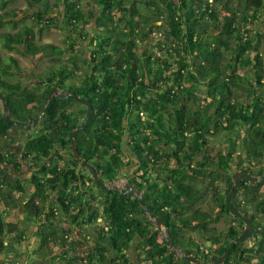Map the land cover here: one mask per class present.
<instances>
[{"label":"trees","instance_id":"1","mask_svg":"<svg viewBox=\"0 0 264 264\" xmlns=\"http://www.w3.org/2000/svg\"><path fill=\"white\" fill-rule=\"evenodd\" d=\"M26 1L38 8L35 14L8 9L12 1L0 0V95L12 121L28 126L41 119L24 150L12 148L18 142L13 131L28 130L7 123L0 99V202L26 192L18 155L32 162L35 190L23 214L26 222L40 225L35 261L190 264L187 258L179 261L171 247L204 252L193 240L196 232L211 238L223 234L226 245L239 237L242 228L222 231L212 225L216 219L209 212L195 205L205 181H215L216 157L225 171L232 161L242 165L264 158V30L248 36L252 26L264 27V0H91L89 12L83 0ZM98 10L102 14L94 23ZM114 10L125 28L110 25ZM211 22L216 33L205 30ZM53 27L67 31L69 51H74L75 36L91 39L87 68L80 69L73 55L69 64L59 62L37 75L33 86L13 80L21 75L18 59L3 58L1 50L58 57L64 53L61 47L42 43L44 32ZM152 35L156 54L140 46ZM186 75L208 89L203 105L185 83ZM54 88L63 93L52 97L43 114ZM71 94L92 103L86 127L75 140L103 182L119 178L129 166L124 157L136 161L142 174L129 179L125 190L102 188L75 159L70 135L82 125L87 107ZM72 103L85 108L81 122L70 112ZM216 134L219 144L213 147L209 138ZM250 173L264 176V166ZM245 183L246 204L239 188L232 203L250 218L255 233L251 247L237 245L223 264H264V194H259L264 183ZM213 197L219 201L220 193ZM224 205L230 215L225 200ZM149 216L162 221L166 238ZM20 233V222L0 211V256L19 255ZM138 238L144 249H138L133 262L128 249Z\"/></svg>","mask_w":264,"mask_h":264},{"label":"rangeland","instance_id":"2","mask_svg":"<svg viewBox=\"0 0 264 264\" xmlns=\"http://www.w3.org/2000/svg\"><path fill=\"white\" fill-rule=\"evenodd\" d=\"M12 1L14 3L10 7L11 9L19 8V9L29 10L31 14H35L38 11L37 7L31 8L28 5L26 0H12ZM90 6H91V0H83L82 7L85 12L90 11L91 9ZM101 14H102L101 10H98L97 17L94 20V23H97V19L99 18ZM110 17L112 18L110 25H112L114 29L117 30V29L125 28V23L124 21L120 19L121 15L119 12H117L116 10L112 11ZM158 25H162V23ZM85 29H86L85 30L86 32L90 31L91 34L93 35L94 30L93 29L91 30V26H87ZM250 29L252 31L248 32V36L254 38L256 36L254 31L256 30V32H259V31L262 32V30H264V27L257 24V26H252ZM205 30L207 32H210V34L216 33L212 25V22L211 24L209 23L205 27ZM153 37L154 35H152L149 38L148 42L146 43H140V46L156 54L158 53L157 52L158 44L157 43L155 44L153 42ZM75 39L76 40L73 43L75 45L74 51H69L68 45L71 43V40L68 37L67 31L62 28L53 27L52 29L44 32L42 43H53L61 47L64 50V53L62 55L58 57H51V58H48V57L31 58V57H25L21 53H16V52L10 53V54H13V56H15L18 59L19 66L21 69V75H19L13 80L20 81L24 84H28L29 86H33L37 82V75H39L40 73H42L49 67H56L59 62L69 64L68 58L73 55H75L78 58L77 61H78V65L80 69L82 68V70H85L87 68V65L84 63V61L90 60L89 56L87 55L90 54V51L92 49L91 39L83 40L82 38H79V36H75ZM263 39H264V35H263ZM1 53H2L3 58L8 57L9 55L8 52L5 51L4 49L1 50ZM193 62H194V58L191 59V63ZM169 64L170 63L166 62L165 66L167 67V65ZM175 65L176 63H174V66L172 67L173 69L176 67ZM248 70H253V65L248 67ZM239 73L243 74L244 71L242 70ZM185 83L188 84L192 88L191 89L192 92L194 93L196 97H198V99L200 100V104L203 105V103H205L208 97V94H207L208 89L203 85L196 84L194 81L191 80L189 75L185 76ZM61 93L63 92L58 91V94H61ZM2 109H3V104L2 102H0V110L2 111ZM70 112L74 114V119L77 122H81L85 114V108L77 103H72ZM35 134H36L35 130H28L26 133L23 131H13V135L18 142H16L17 144L13 145L12 148H19V149L22 148L24 150V144H25V141L27 140L28 135L35 136ZM209 139L211 140V143H212L211 145L213 147H217V144H219V141H218L219 134H216L215 136H211ZM11 152L14 153V155H16L14 151H11ZM242 154L244 155V152H242ZM124 159H125V163L129 162V166H126L125 170L123 171V173H121L119 178L115 182H112L117 185L118 190L120 191H123L127 188L131 178L138 179L142 174L141 172L137 171V163L135 160H132L129 157L128 158L124 157ZM246 159L247 158L245 157L244 160ZM17 161H19L22 164L21 170L18 172V175L20 179L27 185L26 192L24 194L16 193L12 200L0 202V211L3 213L4 217L6 218L13 217L20 222V231L22 233L19 234V237H20L19 239L21 241H19L20 244L19 246H17L19 247V255L14 256V257L13 256H0V264H8L10 261H16L18 262V264H38V262L35 261V258H36L35 253H37L38 246H39L38 239H39V231H40L39 226L40 225H39V222L37 223L35 221H34L35 224H33L32 222L31 223L26 222L24 220V214H23L24 213V209H23L24 203L28 201V199L31 197V195L34 193V190H35L34 188L31 187V184H30L32 182V176L34 174V170L31 167L32 162H26V161L21 160L20 155H18ZM261 161L262 160H255L256 165L259 166L262 163ZM215 178H219V176ZM218 184L221 185V182L219 180H218ZM206 194L207 195L204 200L205 204L203 205V208L207 207L208 205L209 206L211 205L214 209L219 210V208L216 207V204L212 205L213 201H211L212 200L211 193L206 192ZM245 200H246V197L242 199V202L244 201L243 204H246ZM62 220H64L63 217H62ZM212 225L227 231L229 227L233 224H232V221H228V219L222 220L221 218L219 223L215 221L214 223H212ZM45 229L46 227L43 226V230ZM192 237H193V240H196L200 244L199 246L202 247L203 251L208 250L210 252L211 250V253L215 254L217 250L220 249V247H218L219 242L216 239H214L212 244H209L206 242V238L202 237L197 232L194 233ZM139 248L141 250L144 249L141 243V240L139 239H136L135 241H133L131 245L129 246L128 255L131 261L136 262ZM176 254L179 257L183 256V254L179 250H176Z\"/></svg>","mask_w":264,"mask_h":264},{"label":"flooded vegetation","instance_id":"3","mask_svg":"<svg viewBox=\"0 0 264 264\" xmlns=\"http://www.w3.org/2000/svg\"><path fill=\"white\" fill-rule=\"evenodd\" d=\"M10 1H12V0H10ZM13 1H12V3H11V5H13ZM11 5L8 7V9H11L10 7H11ZM6 51V50H5ZM10 53H14V52H8V57L9 56H13V54H10ZM25 57H31V56H25ZM7 58V57H6ZM31 58H33V57H31ZM40 118V117H39ZM41 119V118H40ZM39 119V120H40ZM37 120V119H36ZM36 120H35V122L33 123V124H31V126H32V128L31 129H34L35 128V126L38 124V122L39 121H37L36 122ZM24 129V128H23ZM31 129H25V130H31ZM223 149H224V147H221L220 148V150L219 149H217V151L215 152V153H213V155L215 156V154H217L216 156H219L218 155V151H223ZM262 161V163L259 165V166H257L256 165V162L254 161H252L251 163H249V164H247V163H244V164H242V165H239V163H238V161H232V162H230V164H229V169L228 170H223L222 169V167L220 166V158L219 157H216V159H215V164H216V166H215V174H217L215 177H217V176H219V178H215V181H213V182H211L210 180H206L205 181V183H204V186H203V189H202V193H201V201L200 202H198L197 203V205H195V209H200V210H203V211H206V212H209L211 215H212V217H213V219L215 220L216 219V221H217V223H219L220 222V220H221V218H222V220L223 219H228V221H232V224L233 225H231V226H233V227H237L238 229H241L242 228V231L241 232H243L244 231V229H245V227H246V224L244 223V221H242L240 218V221H242L244 224L242 225L239 221H237L236 219H235V217H237L235 214H233L230 210V215L228 214V213H226V212H224V200L226 201V205H227V197L231 194V191L232 190H230L229 192H228V194H227V191H228V188H229V185H230V183H234V186L236 185L235 184V181L237 180V179H239L240 180V183H241V185L240 186H235L234 187V189H233V191H232V196H231V202H232V197H233V195H234V193H235V190L237 189V188H239V190H241V191H239L240 192V194L242 195L239 199H244V194H245V190L244 189H242L243 188V186H244V184H246L245 182L247 181V182H249V183H252L253 184V186L254 187H256L257 185L256 184H258V183H260L261 181H259V182H256V183H253V182H250V181H248L247 179H245V178H243V175L244 174H248V175H251L252 177H256V178H260V179H262V178H264V176H259V175H253L252 173H250V170H261V169H263V166H264V158H262L261 159ZM218 180L221 182V185L220 184H218ZM227 180H229V182H226ZM261 183H264V182H261ZM255 184V185H254ZM223 186V187H222ZM222 187V188H221ZM253 187V188H254ZM252 188V189H253ZM206 192H210L211 193V196H212V200L211 201H213L212 202V205L213 204H216V207L217 208H219V210H216V209H214L211 205L209 206H207V207H205V208H203V205L205 204L204 203V200H205V197H206ZM215 192H219L220 193V199H219V201H216L215 199H214V197H213V195L215 194ZM259 194H261V195H263L264 194V186H262V187H260L259 188ZM27 203V201L24 203V205ZM243 203H244V201H243ZM233 204V203H232ZM234 205V204H233ZM235 206V205H234ZM236 207V206H235ZM228 208V207H227ZM237 208V207H236ZM238 209V208H237ZM239 210V209H238ZM240 211V210H239ZM250 213H252V211L250 212ZM243 214V213H242ZM245 217H248V216H246L245 214H243ZM254 215H258V217L260 218V214L258 213V214H256V212H254ZM226 217V218H225ZM238 218V217H237ZM249 218V217H248ZM149 219L151 220V221H153V223H154V225H155V227L156 228H158L159 230H160V232H161V237L162 238H166L167 237V234H166V229H165V227L162 225L160 228L159 227H157V225H156V220H154L152 217H150L149 216ZM250 219V218H249ZM213 220V221H214ZM218 228V227H217ZM220 229V228H219ZM220 230H222V231H224V229H220ZM254 233H255V231H254ZM254 233H253V235L251 236V238L249 239V240H247V241H245V242H242V243H240V244H243V246L244 247H251V241H252V239H253V236H254ZM242 234V233H241ZM206 238V242L207 243H209V244H212V242L214 241V239H216V240H218V242H219V245H218V247H220V249L221 248H223V247H226V249H227V247L229 246V245H226V242H227V240H226V238H225V235H223V234H220V236H217V237H215V238H211V237H208V236H206L205 237ZM139 240H141L140 238H138ZM143 241L141 240V243H142ZM198 245H200L197 241H195ZM250 243V244H249ZM143 244V243H142ZM237 245H239V244H237ZM236 245V246H237ZM235 246V247H236ZM171 249L174 251V253H176V250H179V249H176V248H174V247H171ZM200 249L202 250V247H200ZM182 254H183V256L182 257H179V256H177V254H176V257L179 259V261L181 260L182 262H183V260L185 259V258H187L189 261H190V264H194L193 262H192V259L194 258V257H197L198 258V260L202 263V264H210V262H211V259L212 258H214V257H220V256H218L217 254H216V256L213 254V253H211V250H210V252L208 251V250H205L204 252H202V253H200L198 250H196V249H189L188 250V253H186V252H184L183 250L181 251V250H179ZM226 251V250H225ZM232 252V251H231ZM218 253V252H217ZM225 253V252H224ZM223 253V254H224ZM211 255H214L213 257H211ZM205 256H207V257H210L209 258V260H207V258L205 257ZM222 256V255H221ZM230 256V255H229ZM36 258H37V256H36ZM35 258V259H36ZM229 258V257H228ZM228 260V259H227ZM226 260V261H227Z\"/></svg>","mask_w":264,"mask_h":264},{"label":"water","instance_id":"4","mask_svg":"<svg viewBox=\"0 0 264 264\" xmlns=\"http://www.w3.org/2000/svg\"><path fill=\"white\" fill-rule=\"evenodd\" d=\"M54 95H58V89L54 88L50 94L48 95L46 101H45V105H44V111H43V114L46 112L47 110V106L49 104V101L52 99V97ZM72 98H74L76 101L80 102L81 104L85 105L87 107V111H86V117H85V120L83 121L82 125H80L78 128H76L75 130H73V132L71 133L70 135V140H71V145H72V151H73V155L75 157V159L80 163V167L81 168H84V169H87L93 176L94 180L96 181V183L101 186L102 188L104 189H115V190H118V187L115 183H105L103 182V180L98 176V173L96 171V169L91 165L89 164L87 161H85L79 151H78V146H77V143H76V140H75V137L77 135L78 132L82 131L85 127H86V124H87V121L89 120L90 116H91V113H92V109H93V106H92V103L83 98V97H79V96H76V95H70ZM0 99L4 102V107H5V118L7 120V123L8 124H14L15 126L17 127H21V128H24V129H31L32 126L31 125H25V124H21V123H18V122H15V121H12L9 117V110H8V104L5 102V98L0 95ZM41 118V117H40ZM39 118V119H40ZM39 119L36 120L39 121ZM243 178L247 179L248 181L250 182H253V183H256V182H264V178L260 179V178H256V177H252L251 175H248V174H244L243 175ZM235 186H240L241 183H240V180L237 179L235 181ZM234 183H230L229 185V188H228V191H227V194L230 190L233 191L234 189ZM232 191H231V194L227 197V207L228 209L233 213L235 214L238 218H240L242 221H244V223L246 224V227L244 229V231L242 232V234L237 237L235 240H233L229 246L227 247L225 253L220 256V257H214L211 259V262L210 264H223L224 262H226V260L228 259L231 251L233 250V248L237 245V244H240L242 242H245L247 240H249L251 238V236L253 235L254 231H255V227L254 225L251 223L250 219L248 217H245L231 202V196H232ZM139 200L141 201V204L144 205V202L142 201V199L139 198ZM156 225L157 227H161L162 226V221L160 219H157L156 220ZM192 262L194 264H202L197 257H194L192 259Z\"/></svg>","mask_w":264,"mask_h":264},{"label":"crops","instance_id":"5","mask_svg":"<svg viewBox=\"0 0 264 264\" xmlns=\"http://www.w3.org/2000/svg\"><path fill=\"white\" fill-rule=\"evenodd\" d=\"M14 257V256H13ZM45 263H47V264H52L53 262H52V260H48L47 262H45Z\"/></svg>","mask_w":264,"mask_h":264}]
</instances>
